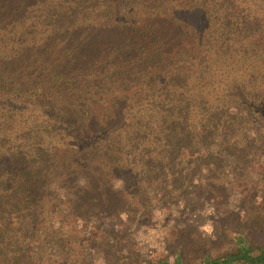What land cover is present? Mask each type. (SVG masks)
<instances>
[{
	"label": "trees",
	"instance_id": "trees-1",
	"mask_svg": "<svg viewBox=\"0 0 264 264\" xmlns=\"http://www.w3.org/2000/svg\"><path fill=\"white\" fill-rule=\"evenodd\" d=\"M261 153L264 0H0V264H24L55 216L143 184L211 190L202 176ZM249 201L210 242L180 228L170 262L116 264H264V198Z\"/></svg>",
	"mask_w": 264,
	"mask_h": 264
},
{
	"label": "rangeland",
	"instance_id": "rangeland-1",
	"mask_svg": "<svg viewBox=\"0 0 264 264\" xmlns=\"http://www.w3.org/2000/svg\"><path fill=\"white\" fill-rule=\"evenodd\" d=\"M224 161L231 164L233 158L224 155ZM205 179L213 189L204 186L183 193L169 184H143L138 195L126 194L127 204L120 202L106 210L97 206H89V211L79 208L82 216L73 220L55 216L44 222L49 227L42 246L34 239L25 245L24 264H116L119 251L143 256L163 254L170 262L180 228L190 224L194 227L191 235L201 233L210 242L219 235L225 217L248 214L252 210L249 200L258 203L264 198V154L256 162L243 163L238 170L230 165L209 179L202 176ZM84 180L82 176L77 178L80 184ZM111 184L120 190L124 185L119 176L112 178ZM58 193L66 199L62 202L63 213H68L69 205L74 211L78 209L67 200L78 196L76 188H61ZM26 227L31 230V223L27 221ZM52 227L59 230L53 231Z\"/></svg>",
	"mask_w": 264,
	"mask_h": 264
}]
</instances>
